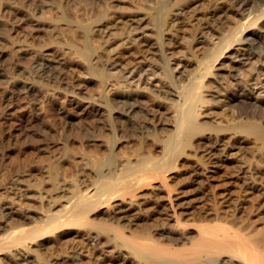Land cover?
Masks as SVG:
<instances>
[{
	"label": "rangeland",
	"instance_id": "374dc122",
	"mask_svg": "<svg viewBox=\"0 0 264 264\" xmlns=\"http://www.w3.org/2000/svg\"><path fill=\"white\" fill-rule=\"evenodd\" d=\"M141 1L142 4L146 2L0 0V226L11 225L19 214L39 218V215L44 214L40 206L46 209L55 199L61 200L58 203L67 204L68 197L73 199L74 196L71 195L78 189V192H82L91 187L89 185H92V180L98 176L96 170L99 165H103L105 172L108 171L109 164L105 160L111 151L116 154L117 163L125 162L128 157L134 161L136 157L148 154L160 157L162 154L164 140L172 131L169 124L173 119L172 99H168L169 96L163 91L134 90L138 93L139 104L136 119L141 127L129 122L123 124L113 118L102 99H112L119 92L133 90L135 87L122 86L113 76L101 80L90 69L87 57L80 54L83 53L81 51H87L89 45L94 47L97 42L102 43V59L97 66L107 70L109 66L105 63L108 56L109 59L113 57L120 62L118 43L121 41L119 37L123 35H120V31L132 26L150 34L144 37L146 40L140 38L133 45L126 46L122 63L133 65L146 61L160 69L165 67V58L157 50L159 42H155L157 34L149 29L152 24H148V20L142 16V8L147 6H142ZM150 1L154 8L162 3L161 0ZM186 1L182 0L185 6L180 5L182 12L176 19L168 16L161 31L163 35L160 33L162 49L171 55L168 67L179 62V71H172L173 80L177 83H181L185 74L193 71L195 59L209 51L218 31L237 20V15L231 11L226 1L221 2V5L227 10L218 16L212 15L215 0ZM108 14L113 19L108 28H104L106 34L102 38L99 37L98 30L88 34L87 29L93 26L95 28ZM67 24L77 30V35L82 34V31L87 32V40L81 36L76 37L77 40L72 38L65 29ZM135 33L138 35L137 31ZM262 57L264 58V54ZM38 58L55 64V77L52 74V78H48L36 71L34 64ZM117 65L112 71L118 69ZM214 70L215 67L212 66L211 71ZM164 82H168V79L164 78ZM203 82V98L206 101L199 109L197 120L203 121L206 129L189 139L175 153L173 171L168 173L176 188L173 195H176V202L181 207L203 205L202 201L209 203L213 193H218V202L228 196L225 192H231L237 200L243 197V193L240 194L242 191L239 179L245 175V171L252 167L249 170L264 174V140L230 129L231 123L238 119L235 108L226 107L218 93L207 91V85L214 84L211 78L205 77ZM99 159L101 163L105 162L101 164ZM256 162L260 165L255 164ZM48 163L61 165L56 187L45 175ZM37 175H41L43 180L46 177L48 182L43 181L39 187L34 185L32 182H37ZM152 185L143 190L145 195L154 192L162 194L157 188L158 182ZM74 189L77 190L74 192ZM255 194H251L250 198H256ZM234 199H230L233 204L237 202ZM155 203H158L157 200L151 197L147 206H154ZM232 203L231 206L235 208ZM257 226L261 227L262 223ZM79 231L80 228L76 227L58 228L45 235L46 237L30 243L31 250H35V253L31 252L35 256L39 253L43 258L40 259L42 263L47 261L56 264L53 261L63 258V262L58 264H75L69 257L72 253H78L87 260L86 255L91 256L92 251L85 246V240ZM105 248L110 250L108 245ZM10 253L12 254L9 251L0 253L2 264H30L26 261L24 263L21 255ZM108 253L111 254L110 251ZM96 263L93 258L88 261V264ZM107 263L130 264L122 262L115 255L109 256Z\"/></svg>",
	"mask_w": 264,
	"mask_h": 264
},
{
	"label": "bare ground",
	"instance_id": "6f19581e",
	"mask_svg": "<svg viewBox=\"0 0 264 264\" xmlns=\"http://www.w3.org/2000/svg\"><path fill=\"white\" fill-rule=\"evenodd\" d=\"M224 1L228 2L231 11L237 15V20L218 31L209 51L201 58L195 59L193 71L185 74L181 83H177L172 77V71L178 70L179 62L168 67L171 55L162 49L160 33L163 35L161 31L168 16H173L174 20L182 12V8L179 9L184 2L182 0H161L162 3L156 8L151 7L150 0H146L147 3L144 4L147 7L140 9L143 12V15L141 14L143 18L148 20V24H152L149 29L157 34H154L157 36L155 42H159L157 50L167 64L161 67L162 69L146 61L133 65L122 63L126 55V46L133 45L140 38L144 41L146 40L144 37L150 34L138 30V27L127 25L128 28L120 31V35L123 33L118 43L120 44L118 45L120 62L113 57L109 59L108 56L106 63L104 62L109 66L107 70L105 67L97 66L102 59V43L95 42L94 47L91 46V48L89 45L87 51H81L83 53L80 54L87 57L90 62V69L95 71L101 80L113 76L121 82L122 86L135 87L133 90L119 92L112 99H102L104 100L102 102L108 105V110L114 119L123 124L129 122L131 125L139 126L136 119L139 109L138 93L134 90L163 91L169 96L168 99H172L173 119L169 123L172 131L164 140L160 157L148 154L136 157L134 161L128 157L125 162L117 163L116 154L110 150V155L106 156L105 160L108 161L109 168L104 164L108 171L105 172L103 165H99L96 170L98 176L92 180V185H89L91 187L85 188L86 190L82 192L74 189V192L77 191L74 195L70 194L74 197L73 199L68 197L67 204L58 203L61 200L55 199L53 203L48 204V208L45 207L46 209L40 206L44 214L39 215V218L25 215V213L19 215L15 213L18 215L15 222L13 221L12 224L9 222L11 225L7 227L0 226V253L9 251L13 255H21L24 263L26 261L30 264H51L47 261L42 263L39 253L36 256L33 255L30 243L58 228L76 227L80 228L79 234L85 240V246L91 249L92 255H86L87 260H85L78 253L70 254L69 257L75 264H88L92 258L96 259V264H106L109 256L112 255L130 264H264V174H258L255 170H249L253 169L252 167H247L249 172L245 169L247 170L245 175L240 176V179L238 177L242 191L239 193H243V197L237 200L231 192H225L228 196L220 203L216 199L218 193H211L209 203L202 201L203 205L194 204L187 207H181L176 202L177 197L173 195L176 188L171 182L172 178L168 176V173L173 171L175 153L189 139L206 129L204 122L197 120L200 114L199 109L206 101L203 98L205 77L211 78L214 82L211 86L207 85V91L218 93L222 96L220 98H223L226 107L235 108L237 112L235 114L238 119L231 123L229 128L264 140V58L262 57L264 54V0H215L212 15L224 14L227 10L221 5ZM103 18L101 19L103 21H100L95 28L93 25H91L93 27L89 26L88 34L97 30L101 38L106 34L104 28H108L113 18L111 14ZM68 26L67 24L65 29L69 31L72 38H79L78 36L82 39L88 38L87 32L82 31V34L77 35V30L75 29V32ZM164 54L168 55L167 59ZM48 61L38 58L34 67L38 73L52 78L56 68L54 63L51 64ZM116 65L119 66L118 69L112 71ZM212 66L215 67L214 71H211ZM53 76L55 77V74ZM164 78H167L168 82H164ZM245 106L252 109H246ZM216 129L218 130V127ZM100 160L98 161L101 163ZM255 164L260 165L257 162ZM48 166V169L44 171L45 175L55 185L56 179L59 178L58 173L60 174L62 170L61 165L55 166L48 163ZM39 176L35 177L37 182H32L38 187L44 183L43 181H47L46 177L43 180L41 175ZM154 182H158L157 188L162 194L154 192L145 195L143 190L148 189ZM251 194H255L256 196L253 195V197L256 198H250ZM151 197L158 203L150 207L147 203ZM230 199L237 202L233 204ZM229 200L235 208L231 206ZM104 207L106 208L103 209ZM258 223H262V226L258 227ZM106 245L110 247V250L105 248ZM109 251L111 254L108 253ZM33 252L35 253V250ZM62 260L63 258H57L53 263L58 264L63 262ZM1 261L0 257V264H2Z\"/></svg>",
	"mask_w": 264,
	"mask_h": 264
}]
</instances>
